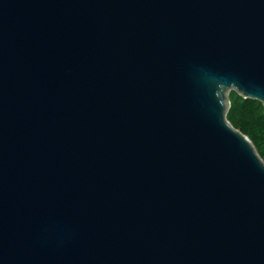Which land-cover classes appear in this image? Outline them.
Listing matches in <instances>:
<instances>
[{
	"label": "water",
	"instance_id": "water-1",
	"mask_svg": "<svg viewBox=\"0 0 264 264\" xmlns=\"http://www.w3.org/2000/svg\"><path fill=\"white\" fill-rule=\"evenodd\" d=\"M264 0H0V264H264Z\"/></svg>",
	"mask_w": 264,
	"mask_h": 264
},
{
	"label": "trees",
	"instance_id": "trees-1",
	"mask_svg": "<svg viewBox=\"0 0 264 264\" xmlns=\"http://www.w3.org/2000/svg\"><path fill=\"white\" fill-rule=\"evenodd\" d=\"M229 122L250 138L264 160V106L254 100H245L237 93L230 95Z\"/></svg>",
	"mask_w": 264,
	"mask_h": 264
}]
</instances>
